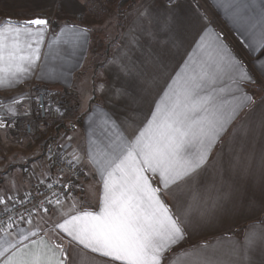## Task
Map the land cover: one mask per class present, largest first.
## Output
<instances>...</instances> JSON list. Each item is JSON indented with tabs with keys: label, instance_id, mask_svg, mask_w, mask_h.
I'll use <instances>...</instances> for the list:
<instances>
[{
	"label": "crops",
	"instance_id": "obj_1",
	"mask_svg": "<svg viewBox=\"0 0 264 264\" xmlns=\"http://www.w3.org/2000/svg\"><path fill=\"white\" fill-rule=\"evenodd\" d=\"M250 2L259 5L262 0ZM227 3L179 0L169 6L167 0H0V26L7 20L49 21L39 60L18 80L0 86V95L17 98L12 103L15 115L3 114L0 106V119L6 123L0 129V196L9 205L54 176L45 156L50 147L64 149L72 159L78 153L82 165L81 178L67 199L35 217L30 226L0 234V250L10 242L16 248L7 254L20 250L18 258L41 246L51 249L46 255L54 262L63 264H123L73 242L56 225L67 215L101 211L100 172L110 145L135 143L180 78L214 46L222 45L237 70L251 79L237 81L238 90L225 77L216 85L219 96L234 103L235 96L246 93L252 103L229 124L194 177L170 184L158 194L187 232L184 241L165 252L162 264H264V94L251 90L264 83V34L259 27L252 29L251 21L234 19L232 9L224 6ZM118 18L122 22L119 36L113 39L115 49L100 58L97 43L103 45L105 39H97L96 31L101 27L109 33ZM72 26L88 29L87 42H77L67 33ZM205 41L209 47L202 49ZM113 85L122 89L118 99ZM37 92L47 93L49 104L61 109L62 118L37 127L28 136L20 121L25 104L21 97H34ZM144 175L152 187H162L159 173ZM119 178L116 173L117 182Z\"/></svg>",
	"mask_w": 264,
	"mask_h": 264
},
{
	"label": "snow or ice",
	"instance_id": "obj_2",
	"mask_svg": "<svg viewBox=\"0 0 264 264\" xmlns=\"http://www.w3.org/2000/svg\"><path fill=\"white\" fill-rule=\"evenodd\" d=\"M172 2L167 0L169 6ZM224 6L226 10L232 9L234 19L245 23L251 21V28L259 27L264 34V0L259 5L250 0H228ZM246 12L251 15L245 16ZM48 26L49 21L42 18L24 22L7 20L0 26V86L18 80L20 75L29 71L34 61L39 60L40 46ZM67 33L72 34L77 42H87L88 29L72 26ZM207 47L205 41L202 49ZM121 70L127 71L123 65ZM237 72L238 76L231 75ZM225 77L231 79L238 90L240 84L237 81L251 79L247 73L237 70L229 50L216 45L180 78L152 116L148 130L141 133L135 143L113 142L110 145V151L106 153L108 159L100 172L103 179L101 211L98 214L83 211L67 215L56 227L92 253L123 264H162L165 252L184 241L187 232L158 194L170 184L194 177L207 163L210 150L227 132L229 124L252 103V97L246 93L235 96L234 103L223 101L216 85ZM112 87L113 95L118 99L122 89ZM36 103L44 107L40 105L39 97ZM48 107L50 109L51 105ZM7 111L16 114L12 108ZM5 128L6 123L0 119V129ZM72 155L70 166L79 164L80 155ZM86 155L92 156V153ZM92 158L95 160L94 156ZM146 171L154 175L159 173L162 187H152L144 175ZM116 173L120 174L118 182ZM72 183L70 179L62 186L67 188ZM0 205L4 206L3 211L8 210L4 196H0ZM185 215H188L187 211ZM206 224L216 226L214 222ZM24 239L28 236L25 235ZM252 243L249 238L248 246L251 247ZM13 248L16 245L9 242L7 248L0 250V264H63L62 260L54 262L50 255H46L50 248L38 246L22 258H18L20 250L7 254Z\"/></svg>",
	"mask_w": 264,
	"mask_h": 264
},
{
	"label": "built area",
	"instance_id": "obj_3",
	"mask_svg": "<svg viewBox=\"0 0 264 264\" xmlns=\"http://www.w3.org/2000/svg\"><path fill=\"white\" fill-rule=\"evenodd\" d=\"M179 0H173L171 4L177 3ZM39 97L40 107L36 103ZM49 102L43 92H37L34 96V104L32 105V120L24 125V132L28 136H33L37 127L55 124L61 121L62 111L58 106L48 107ZM59 109V111H57ZM46 158L49 166L55 173L45 183L22 196L15 198L9 205L8 210H0V234H4L15 230L21 226L31 225L29 220L33 222L35 217L45 214V208L51 209L54 206L62 204L66 199L70 189L75 182H78L82 174V165L76 164L70 166L69 162L72 158L67 155L66 151L60 147H50L46 151ZM79 179H76V177ZM72 180L73 183L67 188L62 185L65 181ZM59 200V202H57ZM51 201V204L48 203Z\"/></svg>",
	"mask_w": 264,
	"mask_h": 264
},
{
	"label": "rangeland",
	"instance_id": "obj_4",
	"mask_svg": "<svg viewBox=\"0 0 264 264\" xmlns=\"http://www.w3.org/2000/svg\"><path fill=\"white\" fill-rule=\"evenodd\" d=\"M116 1H118V0H116ZM111 7L114 8L115 4L112 3ZM121 22L122 21L120 20V18H118L117 22H116L117 25L116 26H110L111 31L109 33L107 32V30H108L107 28L101 29V27H99L98 31H96L97 39H102V38L105 39L104 44L96 49L97 53H99V55H100V58H105L104 54L107 50H110V52L114 51L117 43L113 39L118 37L120 32H121V29L119 27ZM258 89L264 93V83H261L260 85H255V86L251 87V90L254 93H257ZM43 93L45 94L48 102H50L47 93H45V92H43ZM21 98H23L22 102L24 101L25 104H24L23 109L20 113V118H21L20 121L22 122V125L23 124L25 125L28 121L30 122L32 120V114H33L32 105L34 104V97H32L31 95H26V96H23ZM16 99L17 98L14 94L0 95L1 112L5 115L11 116V114H9V112L7 110L9 108H12V103ZM64 115H66V114H64ZM9 161H11V159Z\"/></svg>",
	"mask_w": 264,
	"mask_h": 264
},
{
	"label": "trees",
	"instance_id": "obj_5",
	"mask_svg": "<svg viewBox=\"0 0 264 264\" xmlns=\"http://www.w3.org/2000/svg\"><path fill=\"white\" fill-rule=\"evenodd\" d=\"M97 45L100 47V46L102 45V43L98 42ZM257 93H258V94H264V93H263L262 91H260L259 89H258V92H257ZM45 155H46V154H45ZM49 167H50V166H49ZM50 168H51V167H50ZM51 170H52V168H51ZM76 183H77V182H75L74 185H75ZM74 185H73V186H74Z\"/></svg>",
	"mask_w": 264,
	"mask_h": 264
},
{
	"label": "water",
	"instance_id": "obj_6",
	"mask_svg": "<svg viewBox=\"0 0 264 264\" xmlns=\"http://www.w3.org/2000/svg\"><path fill=\"white\" fill-rule=\"evenodd\" d=\"M38 27H42V26H38Z\"/></svg>",
	"mask_w": 264,
	"mask_h": 264
}]
</instances>
